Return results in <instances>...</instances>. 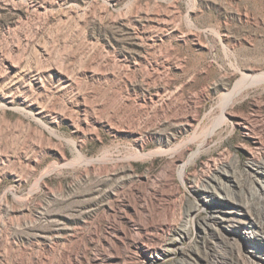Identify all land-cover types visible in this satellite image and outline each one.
<instances>
[{"label": "rangeland", "instance_id": "374dc122", "mask_svg": "<svg viewBox=\"0 0 264 264\" xmlns=\"http://www.w3.org/2000/svg\"><path fill=\"white\" fill-rule=\"evenodd\" d=\"M264 0H0V264H264Z\"/></svg>", "mask_w": 264, "mask_h": 264}, {"label": "bare ground", "instance_id": "6f19581e", "mask_svg": "<svg viewBox=\"0 0 264 264\" xmlns=\"http://www.w3.org/2000/svg\"><path fill=\"white\" fill-rule=\"evenodd\" d=\"M257 173H259V176L261 175V177H257L256 179L261 184L262 189H264V163L257 170Z\"/></svg>", "mask_w": 264, "mask_h": 264}]
</instances>
